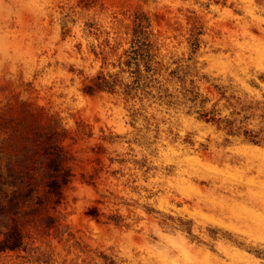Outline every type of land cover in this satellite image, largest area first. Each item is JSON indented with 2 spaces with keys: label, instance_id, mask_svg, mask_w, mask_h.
I'll list each match as a JSON object with an SVG mask.
<instances>
[{
  "label": "clouds",
  "instance_id": "clouds-1",
  "mask_svg": "<svg viewBox=\"0 0 264 264\" xmlns=\"http://www.w3.org/2000/svg\"><path fill=\"white\" fill-rule=\"evenodd\" d=\"M0 264H264V0H0Z\"/></svg>",
  "mask_w": 264,
  "mask_h": 264
}]
</instances>
